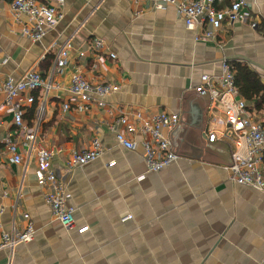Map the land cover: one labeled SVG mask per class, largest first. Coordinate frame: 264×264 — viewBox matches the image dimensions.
I'll list each match as a JSON object with an SVG mask.
<instances>
[{
  "label": "crops",
  "instance_id": "obj_1",
  "mask_svg": "<svg viewBox=\"0 0 264 264\" xmlns=\"http://www.w3.org/2000/svg\"><path fill=\"white\" fill-rule=\"evenodd\" d=\"M11 2L0 0V84L34 71L53 86L15 98L26 129L35 126L43 107L36 142L60 149L51 159L59 179L65 162L91 141L99 140L104 152L65 178L66 205L74 209L75 220L66 231L44 202L34 158L25 165L12 162L4 138L11 136L23 158L25 149L12 115L0 111L1 228L7 234L27 224L34 229L30 243L12 253L0 251V264H264V193L229 181L231 148L203 136L208 99L195 92L202 76H219L221 63L229 64L234 76L232 66L247 67L264 85V0H245V20L224 23L213 40H196L173 6L155 10L147 0L138 5L64 0L62 20L38 42L21 34L26 17L16 16ZM97 38L104 42L101 52L93 49ZM60 47L68 48L66 63L53 71ZM76 73L119 91L104 98L103 107L95 101L81 110L68 93ZM29 95L33 103L26 104ZM3 99L0 87V105ZM245 101L264 128V108L257 111ZM135 112L143 118L159 112L179 116L177 129L162 131L178 161L159 173L149 172L142 159V143L149 138L130 118ZM121 116L135 127L134 132L119 128L135 143L133 150L118 146L108 129ZM84 226L87 231L79 233Z\"/></svg>",
  "mask_w": 264,
  "mask_h": 264
},
{
  "label": "built area",
  "instance_id": "obj_2",
  "mask_svg": "<svg viewBox=\"0 0 264 264\" xmlns=\"http://www.w3.org/2000/svg\"><path fill=\"white\" fill-rule=\"evenodd\" d=\"M138 5L143 0H129ZM225 0H147L155 10H162L166 6H173L184 25L196 33L195 39L213 40L224 23L232 24L242 22L245 16L241 8L245 0H234L224 9H216L217 3ZM64 0H56V4L43 5L36 0H12L10 6L16 16L26 17V23L21 28V34L32 42L40 41L49 31L55 29L57 23L62 20V6ZM251 28L255 27L252 23ZM93 49L101 52L104 49L102 39H94ZM68 55L67 47H60L56 56L54 69L65 66ZM109 57L114 59L113 53ZM221 72L216 78L202 76L200 84L195 92L208 99L207 116L208 125L203 131V136L208 143L225 142L231 148V164L228 167L229 181L236 185L246 186L260 193H264V128L262 121L254 118L248 111V104L240 95L235 85V76L232 68L227 63H221ZM4 95L0 111L12 115L17 127V136L22 139L25 149V158L17 153V144L7 135L3 145L12 155V162L25 165L27 159L33 157L36 161V180L38 185L45 188L44 202L48 205L54 221L70 231L75 227L74 209L66 205L68 198L67 181L65 178L77 168H82L98 160L104 152V147L97 139L91 141L88 149L79 153L75 152L65 162L63 178H58L51 166V159L60 149L58 147H43L36 142L38 126L43 116V107H40L36 115L35 126L28 131L23 122L22 112L14 103L20 94L32 93L35 90L48 92L52 86V80L44 81L40 73L30 71L24 74L18 81L7 77L0 84ZM57 88V85L54 86ZM119 91L116 85L90 84L76 73L72 76L68 90L70 96L78 100L81 110H87L91 102H97L103 107V99ZM26 104L33 103L31 95L25 98ZM67 103L62 105V110L67 111ZM130 118L139 124L141 131L149 138L142 143V159L149 172L159 173L171 164L178 161V156L172 151V143L163 136L162 131L173 132L179 125V116L173 113L159 112L147 118L140 113H133ZM129 117L116 118L108 129L114 134L118 146L133 150L135 143L127 140L120 127L127 132H134L135 127L129 122ZM112 165V163H110ZM2 209H0V251L13 252L14 248L21 244H28L34 238V229L27 224L22 231L14 229L10 234L4 233L1 228ZM129 217L124 218L127 220ZM27 220L28 215L24 214ZM87 226L81 227L78 232L84 233Z\"/></svg>",
  "mask_w": 264,
  "mask_h": 264
},
{
  "label": "trees",
  "instance_id": "obj_3",
  "mask_svg": "<svg viewBox=\"0 0 264 264\" xmlns=\"http://www.w3.org/2000/svg\"><path fill=\"white\" fill-rule=\"evenodd\" d=\"M235 71V83L241 95L247 100L252 101L255 110L264 108V85L260 82L259 77L251 72L245 66H232ZM236 67V69H235ZM264 164V158H263Z\"/></svg>",
  "mask_w": 264,
  "mask_h": 264
}]
</instances>
